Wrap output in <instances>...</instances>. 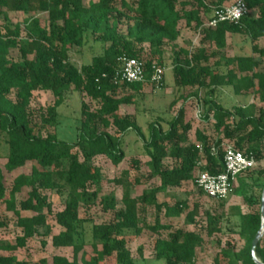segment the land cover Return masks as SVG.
Here are the masks:
<instances>
[{
	"label": "trees",
	"instance_id": "1",
	"mask_svg": "<svg viewBox=\"0 0 264 264\" xmlns=\"http://www.w3.org/2000/svg\"><path fill=\"white\" fill-rule=\"evenodd\" d=\"M228 1L98 0L86 4L85 0H0V149L6 151L7 172L32 165L30 174L18 176L10 190L0 170V264H32L14 254L37 238H51L52 246L58 249H73L71 262L54 257L52 264H105L109 259L116 264H137L118 239L119 233L126 230H134L137 236L147 231L156 237L153 245L156 262L195 264L202 235L175 228L170 221L186 214L187 223L194 224L198 206L195 204L190 209L188 200L179 196L171 203L158 205L157 194L178 190L189 183L195 185L201 172L214 176L222 174L227 145L253 154L257 164L264 161V47L254 45L253 56L230 59L226 55L228 35H244L252 42L264 39V0H243L249 14L237 24L222 23L216 28H206L212 10L224 7ZM18 13L26 18L24 37L21 25H13L7 16ZM183 27L200 31L203 42L213 46L214 51L203 47L192 54L178 46ZM89 34L104 50L89 64L78 68L71 62L70 53L83 48ZM168 48L181 53L174 63L173 75L178 86L186 92L178 101L188 102L204 91L202 120L207 124L213 118L211 134L204 129L191 139L192 127L185 120L183 108L166 125L162 119L150 123L148 139L136 115L120 114L123 106L135 104L148 84L113 85L118 59L126 56L143 62L149 78L154 64L163 66ZM223 65H226L224 72L220 71ZM229 87L239 96L253 94L259 104L233 107L231 111L226 109L215 97L219 89ZM39 91L51 93L56 106L71 91L84 93L97 104L96 110L82 104V127L74 145L57 140L55 136L45 138L35 134L29 108L33 94ZM131 133L142 141L151 177L158 180L159 187L138 197L126 191L121 200L123 208L116 210L111 193L104 196L90 191L104 178L101 169L90 162L105 157L118 167L126 159L124 140ZM75 148L84 154L85 162H79L78 151L73 153ZM165 160L172 161L171 165L166 167ZM132 165L137 171L140 169L138 159H133ZM258 177L264 178V169L258 172ZM57 180L64 186H59ZM140 183L135 177L130 187L135 188ZM47 191L63 200L65 210L62 213H53L52 200L44 194ZM246 192L247 186L241 180L238 193L250 210L246 215L238 210L242 219L240 237L244 244L238 250L222 251L215 264H222L220 256L231 264H256L252 247L262 225L264 192L255 204ZM22 194L25 198L17 202V196ZM95 206H100L104 213L114 212V219L107 224L93 225L91 241L82 243L79 229L83 223L79 211L81 207ZM152 208L153 221L148 222L145 219ZM7 212L13 213L15 226L22 234L15 245L1 242L2 231L9 227ZM162 212L164 216L160 217ZM52 216L62 229L58 235H52L48 224ZM206 220L210 235L220 231L217 223L210 228L215 221L214 215L206 213ZM87 246L90 253L84 250ZM138 254L143 261L141 248ZM257 257L264 263V239L257 248Z\"/></svg>",
	"mask_w": 264,
	"mask_h": 264
},
{
	"label": "rangeland",
	"instance_id": "2",
	"mask_svg": "<svg viewBox=\"0 0 264 264\" xmlns=\"http://www.w3.org/2000/svg\"><path fill=\"white\" fill-rule=\"evenodd\" d=\"M86 4L89 2H97L98 0H85ZM235 0L228 1L225 5L233 3ZM216 9L212 10V13ZM211 13V15H212ZM10 22L13 25H21L22 37L25 36L24 24L26 18L21 14H7ZM183 35L178 43L180 47L186 48L189 52L194 54L198 49L209 47L210 51H214L213 46L203 42L202 33L195 32L194 30H187L183 27ZM254 45L264 47V39L257 42H252L244 35H228L227 36V58L233 59L236 57L253 56L252 48ZM103 46L92 35L87 36L86 44L83 48L75 49L70 53V60L78 68L89 64L92 59L103 53ZM16 56V52L13 53ZM179 50H172L168 48L164 56L165 68V82L164 88L160 92H154L149 85H145L143 92L136 99L135 104L131 106H123L120 109V114H134L137 117L138 125L145 135V139L149 138V124L162 119L164 125L169 123L180 111L185 110V120L191 125L190 138L195 139L196 132H201L204 129L209 130L214 123L213 118H210L206 124L202 120L205 113L203 100L206 99L204 91L199 93L197 98L190 99L188 102L178 99L184 95L186 90H182L175 82L173 75L174 63L178 56L181 57ZM256 57V56H255ZM214 61L211 65H214ZM226 65L221 66L220 71L224 72ZM178 101L174 107H170L174 101ZM215 100L226 109L230 111L233 107L245 106L250 103L259 104L253 94L249 95H236L233 88H221L218 90ZM82 104H87L92 110H96L97 104L91 102L90 98L84 93L68 92L64 100L59 106L55 105V99L49 92L39 91L33 94L31 106L29 108V116L34 126L35 134L40 137L55 136L57 140L66 142L69 145H74L79 138L80 129L82 127ZM166 128V126H164ZM126 159L118 167H115L105 157H98L92 159L91 165L101 169L103 174V181L98 185H93L90 191H98L100 194L107 196L110 193L115 199L116 210L123 208L121 203L122 197L126 191H130L132 197L143 195L145 191H152L159 187L158 180L151 177V172L147 166L149 161L147 155L144 154L142 141L135 133L126 136ZM79 162H85L84 154L77 148L73 149V153H77ZM6 151L0 149V170L3 173L5 184L8 190L11 189L13 181L20 175H29L32 165L28 164L22 169L9 173L5 169L6 164ZM133 159L140 161V169L137 171L133 168ZM172 161L165 160L166 167L170 166ZM264 169V161L258 163L254 170L249 173L239 175L233 185L231 194L224 201H215L208 198L202 191L194 184H185L178 190L170 189L166 193H159L156 196L158 205L163 203H171L176 197L187 199L190 209L194 205L198 206V213L194 219V224H188L186 214L181 218L171 220L170 224L175 228H183L187 231H196L202 235L203 242L197 247L195 264H215L217 255L224 250H238L244 241L240 237L242 228V219L238 215V210L242 215L249 213V206L245 204L241 194L238 193V185L241 180L247 186V195L251 203L258 202V197L261 192H264V178L258 177V172ZM137 177L141 181L140 185L135 188L130 187L132 180ZM59 186H64L63 182L57 180ZM68 190L69 188L66 187ZM45 195L50 196L53 203V213H62L65 210L63 200L50 191L44 192ZM103 196V197H104ZM25 198V194L18 195L16 201ZM224 205L221 209V205ZM151 213L146 216V221H153ZM206 213L214 215L215 221L210 228L214 227L216 223L220 228L219 232L209 234L206 230L208 222L206 220ZM223 213V214H222ZM9 227L2 231L1 242L3 245H15L17 237L21 236V231L16 228V218L12 212L5 213ZM221 215H223L221 217ZM164 216V212L160 217ZM79 218L82 221L79 229L80 239L82 243H88L92 239V226L103 225L110 223L114 219V212L104 213L100 206H95L90 209L82 208L79 211ZM48 224L51 227L52 235H58L62 229L57 225L54 217L48 219ZM118 239L124 244V249L131 253L132 257L136 260L137 264H164V262H156L153 258L155 256L153 251L155 236L145 231L137 236L134 230H126L120 232ZM88 245V244H87ZM143 251V261L139 258L138 250ZM90 253V247L84 249ZM22 261H29L32 264H52L54 257H62L68 259L70 262L74 258L72 248H55L51 244V238L34 239L28 241L26 247L19 248L14 254ZM82 252L79 254L80 258ZM92 255V254H91ZM222 264H231L225 257H219ZM105 264H116L115 260L109 259Z\"/></svg>",
	"mask_w": 264,
	"mask_h": 264
},
{
	"label": "built area",
	"instance_id": "3",
	"mask_svg": "<svg viewBox=\"0 0 264 264\" xmlns=\"http://www.w3.org/2000/svg\"><path fill=\"white\" fill-rule=\"evenodd\" d=\"M249 14V9L243 0H235L229 5L216 9L206 28H216L222 23L237 24ZM106 78V75H104ZM165 82V68L154 64L149 78L145 74L144 63L123 56L118 59V66L112 77L113 85L121 87L130 84H148L154 92L163 90ZM224 172L220 175H211L208 172L199 173L195 185L208 198L216 201L225 200L232 192L233 185L239 175L252 170L256 166L253 154H245L227 145L224 152Z\"/></svg>",
	"mask_w": 264,
	"mask_h": 264
},
{
	"label": "water",
	"instance_id": "4",
	"mask_svg": "<svg viewBox=\"0 0 264 264\" xmlns=\"http://www.w3.org/2000/svg\"><path fill=\"white\" fill-rule=\"evenodd\" d=\"M261 217H262L261 229L257 234L252 247L253 260L256 264H264L257 257V248L259 247L261 240L264 239V193H262V199H261Z\"/></svg>",
	"mask_w": 264,
	"mask_h": 264
},
{
	"label": "crops",
	"instance_id": "5",
	"mask_svg": "<svg viewBox=\"0 0 264 264\" xmlns=\"http://www.w3.org/2000/svg\"><path fill=\"white\" fill-rule=\"evenodd\" d=\"M181 39V38H180ZM177 45L179 46V43L177 42Z\"/></svg>",
	"mask_w": 264,
	"mask_h": 264
}]
</instances>
